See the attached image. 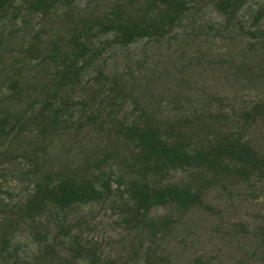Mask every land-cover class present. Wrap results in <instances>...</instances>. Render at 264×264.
<instances>
[{
  "label": "trees",
  "instance_id": "16d2710c",
  "mask_svg": "<svg viewBox=\"0 0 264 264\" xmlns=\"http://www.w3.org/2000/svg\"><path fill=\"white\" fill-rule=\"evenodd\" d=\"M263 135L264 0H0V264H264Z\"/></svg>",
  "mask_w": 264,
  "mask_h": 264
},
{
  "label": "rangeland",
  "instance_id": "374dc122",
  "mask_svg": "<svg viewBox=\"0 0 264 264\" xmlns=\"http://www.w3.org/2000/svg\"><path fill=\"white\" fill-rule=\"evenodd\" d=\"M263 136H264V135H263ZM206 242H207V240L204 239V240H203V243L209 246V247H208V250H209V248L212 249L211 243L208 244V243H206ZM203 243H202L201 246H199L201 249H204V248H205ZM220 247H221V246H220ZM197 248H198V247H196V249H197ZM228 250H229V248H228ZM193 251H194V249H193ZM225 251H227V249H225ZM228 253H231V252L228 251Z\"/></svg>",
  "mask_w": 264,
  "mask_h": 264
}]
</instances>
